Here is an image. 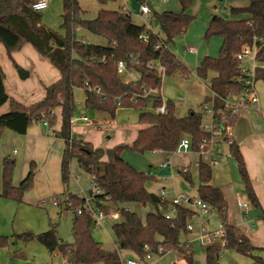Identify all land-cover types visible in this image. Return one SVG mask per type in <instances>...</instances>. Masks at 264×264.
<instances>
[{"label":"trees","instance_id":"16d2710c","mask_svg":"<svg viewBox=\"0 0 264 264\" xmlns=\"http://www.w3.org/2000/svg\"><path fill=\"white\" fill-rule=\"evenodd\" d=\"M35 1L0 0V42L4 44L12 60L13 51L27 43L32 44L59 69L61 77L46 87L45 96L41 100L26 105L7 94L4 85L6 74L0 65V105L9 101L11 106L10 111L0 115V139L5 129L25 134L34 122L42 123L47 120L50 125L55 124V109L61 106V128L53 131V134L65 141L61 160L62 181L68 183L71 162L76 159L79 168L91 175L93 186L100 192L94 193L93 201L72 193L67 194V207L75 210L73 243H64L57 236L53 225L42 233L24 232L15 234V237L24 241L37 239L50 252L57 250L68 255L71 264H122L119 249L129 250L136 255L135 258L141 260L146 259L149 251L156 255L175 251L179 258L185 260V264H195L192 247L182 244L180 239L181 234L188 231L187 224L194 218L195 212L179 205L175 217L167 219L165 211L169 210L171 202L166 199L152 201L151 193L146 188L147 180L155 177L152 170L139 171L122 155L126 149L140 153L161 151L170 154L178 150L184 136L191 138V149L197 151L202 136L206 134L200 112L191 110L185 116H176L173 103L168 102V113L156 114L148 110V99L143 97L151 88H161L162 78L159 77L156 81L149 76V63L152 60L160 59L167 74H190V69L169 48V44L174 37L183 34L192 22L193 17L187 13L192 0H180L183 6L181 12L154 11L148 26L135 23L127 9L104 7L115 0H97L102 7L92 19L85 16L86 11L79 0H63L61 26L65 35L43 23L41 11L33 8ZM231 11L234 14L247 13L249 17L229 19L220 15L213 16L205 37H220V52L218 57H205L196 69L197 75L204 79L211 72L215 73L210 79L214 97L209 101L213 102L217 121H224L230 115L224 110L225 100L244 89L240 72L241 61L237 57L242 47L258 46L256 59L264 64V0H251L249 6L232 8ZM155 25L159 32L151 29ZM79 28L106 39L108 43L96 44L79 39ZM145 35L147 38H144ZM159 44L161 46L157 47ZM120 60H124L128 70L139 73V77L130 81L122 79L117 71ZM15 66L20 68L16 63ZM257 79L264 80L263 66L256 68L255 80ZM75 88H84L87 109L114 114L118 107H134L139 110V121L149 125L138 132L131 145L117 144L107 150L96 148L92 142L85 140L72 129L76 110ZM118 101L120 104H117ZM159 104L161 98L156 96L154 107ZM233 123L235 125L236 120ZM229 150L237 163L248 198L261 209V218L264 221V209L254 191L245 159L235 140L229 144ZM15 165V159L3 158L2 168L0 167V195L21 202L25 192L33 186L35 163H30L27 175L18 186L13 184ZM179 172L193 184L189 168L184 171L182 167ZM199 177L202 183L198 187V197L210 204L219 215L225 229L226 241L224 246L217 243L206 246V264H219L223 248L252 257L257 264H264V247L254 246L239 227L228 222L227 202L222 190L210 183L212 168L209 164L199 165ZM58 197L60 196L57 195L56 198L59 199ZM87 203L105 213L113 210L111 204L115 205L114 209L120 214L112 227L116 250H107L94 239L91 232L94 220L91 213L84 208ZM129 203H154L157 210L148 213L145 220H142L137 212L125 206ZM79 207L83 208L80 213ZM6 243L7 237L0 235V245ZM159 246L163 247L160 253ZM171 264L178 263L175 261Z\"/></svg>","mask_w":264,"mask_h":264},{"label":"crops","instance_id":"0c3cea01","mask_svg":"<svg viewBox=\"0 0 264 264\" xmlns=\"http://www.w3.org/2000/svg\"><path fill=\"white\" fill-rule=\"evenodd\" d=\"M117 1L118 0L109 2L108 4L104 5V7L109 8V9H127L128 11H130L124 4H122V2L119 3V6L117 8L115 7L111 8L112 3L117 2ZM130 1L131 0H129V2ZM140 1L148 2L150 4L151 9H152V14L151 15L142 14L140 11V7H141L140 6L139 10L135 11V16L140 18L142 22L136 21V19H134L133 17L132 19L135 23L139 22L137 24L148 26L150 19H152L153 12L156 10H154L150 0H140ZM158 1L163 3V6L170 4L168 5L169 7L161 11L170 10L174 12H181L183 10V6L180 0H176L177 2L175 0H172L171 3H167V0L165 1L158 0ZM250 1L251 0H192V3L187 9V13L193 17L192 22L190 23V25L188 26V28L185 30L183 34L177 35L176 37H174L173 41L169 44V48L177 55V53L173 50V47H172V45L176 46L179 40V39L177 40V38L180 36L182 38H187V33L193 25L202 27L206 33V30L211 20L213 19V16L215 15H220L223 17H227L229 19L249 17L247 13L246 14L245 13L234 14L231 10L232 8L247 7L249 6ZM79 2L81 4V0H79ZM101 7H102L101 4L98 3L97 8L100 9ZM161 11H157V12H161ZM96 16L97 15H95V17ZM152 28H154V30H157L158 27L157 28L152 27ZM221 45H222V39H221L220 48H221ZM189 47H197V46H193V45L184 46L185 53L195 55L196 68L193 71L190 70V74L188 76H184L180 72H178L177 74L182 84V87H186V85L190 86L189 89L194 87L196 92L199 94L198 97H202L204 100V101L202 100L200 103L206 104V102H208L210 99L214 97V93L210 87V79L213 73H211L206 79L201 78L197 75L196 69L199 66L198 60H197V57L199 54V47H197V50L195 52L190 51L188 49ZM207 56H210V55H207ZM12 57L15 62L7 54L4 44L0 42V65L2 66L6 74V77L4 80L6 92L10 97L17 99L23 104L30 105L34 102L41 100L45 96L46 87L56 82L57 80H59L61 77L59 69L54 64L51 63L49 58L40 54L30 43L23 45L19 50L13 51ZM177 57L180 59L178 55ZM181 61L185 64L183 60ZM247 62L251 63L249 59L247 60ZM15 63L20 68L23 67L24 70L28 72L27 77L25 78L20 77L18 73V68L15 66ZM185 65L189 67L187 64ZM192 75H194L193 79L191 80L192 82H188L187 80L190 79ZM136 76L139 77V73H137ZM28 78L29 79L31 78L30 82H27L28 80L25 81ZM207 79L208 81H206ZM256 83H257V80L255 81V89L259 97V101L257 103L259 107L250 105V106H247L241 109V111L237 115L236 123L234 125L235 135L233 138L239 145V148L243 154L246 167L248 169V173L250 175V178H251V181L254 187V191L257 195V198L260 202L261 207L264 209V110H262L264 108V98L260 97L259 92L256 87ZM80 89L83 90L84 103H85V99H86L85 90L84 88H80ZM150 95L151 96H148L149 98H147L148 99V110L153 111L154 98L157 95V92L153 91ZM160 97L163 98L161 93H160ZM186 100H184V102ZM168 102H172V101H168ZM173 105H174V110L177 109V105H175L174 103ZM261 106H262V109H259ZM119 108L120 107H118L117 110ZM122 108H125V107H122ZM183 108H184V104H182L181 110H183ZM10 109H11V106H10L9 101L0 105V115L10 111ZM117 110L115 111L114 114H110L108 112H104L100 110H90L92 113H95V114L98 113L101 115V117L93 119L95 125H89L84 122V120L81 117L83 115H88L85 112L78 117L74 116L72 119L73 131L77 134H81L85 140L92 142V144L96 148H102L104 150H107L117 144L131 145L133 141L135 140V138L137 137L138 132L141 129L147 127L149 124L141 123L139 121L135 129L122 130L119 127V124L115 117ZM189 110L191 111L192 109H189ZM200 110L201 108L199 107L198 109L194 111L200 112ZM188 111H179V113H176L175 115L185 116L189 113ZM61 112H62L61 106L56 107L55 109L56 122L55 124L51 125V127L46 126L47 131H46V128L44 127L45 125L44 126L42 125L43 123L41 124V122H35L28 128L25 134H18L10 129H5L2 133V137L0 139V167L2 168L3 158L7 154V152L5 151V149L7 148V145L10 148L12 145H14L13 153H18V162H19L18 175L20 174V176L19 177H16L15 175L13 176L14 185L17 186L18 180H20V178H22L23 176L27 175L30 169V163L33 161L32 158L37 159L39 157L42 162V167L41 169H39L38 175L36 177L37 178L36 187L39 183L40 190L38 194H35L36 192L34 193V191L27 192L24 197V200L26 202L33 203V204H42L46 202L48 198L51 199L52 196L55 194L59 195L60 197L67 196L68 194V193H64L62 186L60 184L58 186V183H57L58 176L61 175V160H62L63 150L65 147V141L62 138H58L54 136L53 131L59 130L61 128V124H62ZM200 113L202 114V112ZM202 117H203V114H202ZM212 119L213 118L211 116L210 124H212ZM76 121H82L88 127H92V128H95L97 131H100L102 134L101 136L103 140L100 139L99 144H94L93 143L94 138L92 136L90 137L87 134V131H86L87 129L84 128L83 130H81L80 129L81 127L79 128L78 126L75 125ZM202 125H203V121H202ZM90 130L91 128L89 129V131ZM154 152L159 153L163 157V160H161L158 164L159 172L161 169H163L161 167V164L163 162H167L169 164L168 169L174 168L171 165L172 163H171L170 157H172L176 151L170 154H167L161 151H154ZM191 154L193 158L195 156V159L193 160H194V166L197 168L196 172L198 173V176H199V163L203 162L211 166L212 179L210 183L213 184L214 186L219 187L222 190L224 198L227 202L228 222L232 225L239 227L241 231L243 232V234H245L250 239L251 243L254 246L264 247V221L261 218L262 211L258 207L254 206L253 203L248 198L245 184L238 170L236 161L234 160L229 161L227 158L230 155V153L227 156L221 155L222 158H220L219 161L215 164L213 163V159H214L213 154L200 153V152H192ZM10 155L11 153L8 154V157H10ZM124 156H125V153L123 155V158ZM106 159L107 157L105 156L104 160ZM125 160L127 161V159ZM127 162L130 163L133 167H135V165L132 164L129 160ZM219 163H222L228 166L227 176H225L223 179H219L217 175L213 173V167H214L213 165H217ZM176 166L180 167V164H177ZM137 170L142 171L141 168ZM41 177H43V179H41ZM90 178H91V175H90ZM201 183L202 181L200 180V184ZM146 188L150 192V189L148 188L147 183H146ZM161 188L165 189L164 186H161L159 189V194H160ZM1 189H2V186H0V192H1ZM91 189L93 190V192H95L93 188V183H92ZM58 190L60 192H58ZM89 190L88 192L83 191L82 192L83 195L81 197H86V198L90 197ZM192 196L198 197V189H197V194L196 195L194 194ZM166 200L171 201V199L169 200L168 198H166ZM240 202L249 203L246 211L240 207ZM151 204H152L151 205L152 209L147 211L146 214L150 212H156L157 210L156 205L154 203H151ZM111 205L113 206V210H111V212L117 211L115 210L116 209L115 205L114 204H111ZM136 205H142V204L129 203V204H126L125 206L127 208L132 209L131 207L136 206ZM143 206H146V205H143ZM146 214L144 217L141 218L142 220H145L147 216ZM214 215L217 216L216 213L207 215V219H206L207 228H208V224H210L211 222V218H213ZM197 221L198 219L196 218V221L194 222H197ZM208 229L210 231L219 230L220 222L218 224V228H216L215 230H211V228H208ZM3 232L4 231H0V235H4L7 237V243L4 245H0V264H28V261H27L28 258L32 260L36 258H40L41 260H43L45 259L48 252L51 253L49 249L37 239H33L32 241L28 242L22 239H17L15 237V234L17 233L16 231H14V233H8V231L7 233H3ZM35 234H38V233H35ZM182 234H184V239H183L184 244L187 243L192 247L191 241L188 240L190 236H194V239L199 242V240L196 239L197 238L196 230L195 231L188 230L187 233L184 232ZM37 242L44 245L45 250H43L39 246H36L35 243ZM115 243H116V239H115ZM121 251L129 252L131 254L130 259H133L136 257V255L129 250L119 249L118 251L119 254ZM169 252L171 251H168L166 253H169ZM165 254L163 255L153 254V255L163 257ZM150 259H144V263L150 264L149 262ZM124 260H127V259H122V261ZM203 260L206 264V249H205V254H203ZM175 261L178 264H185V260L182 261V263H180V261H177V260ZM194 261L196 264L195 256H194ZM171 262L169 264H171Z\"/></svg>","mask_w":264,"mask_h":264},{"label":"rangeland","instance_id":"374dc122","mask_svg":"<svg viewBox=\"0 0 264 264\" xmlns=\"http://www.w3.org/2000/svg\"><path fill=\"white\" fill-rule=\"evenodd\" d=\"M150 1L152 3L154 10L156 11H161L163 9H166L167 7H169L168 5H170L167 4L163 6V3H161L158 0H150ZM121 2L131 11L132 17L136 19V21L142 22L140 18L135 16V11L139 10L142 1L131 0L129 2V0H118L117 2L112 3L111 8L113 7L117 8L119 6V3ZM171 2L172 0H167V3H171ZM97 4L98 3L96 0H81V6L84 10H86L85 15L87 18L92 19L91 17L94 18L95 15H97L99 11V9L97 8ZM62 12H63V0H50L48 7L41 11L43 23L46 26L52 28L57 33L61 35H65V30L61 26ZM153 27L157 28L158 26L155 25ZM158 29L159 28H157V30ZM205 34H206L205 30H203L202 27L193 25L187 33V38H182L180 36L177 38V40L178 39L179 40L176 46L172 45L173 50L177 53L180 59L183 60L185 64L189 66L188 68L192 71L196 68V60H195L196 58L195 55L185 53L184 51L185 45H193L199 47V54L197 57L198 64H200V62L207 55H210L211 57L212 56L218 57L219 55L221 39L215 35L205 37ZM77 37L79 39H83L85 42H91L96 44L108 43L106 39L95 36L83 28H79L77 30ZM249 64L250 63L247 61L243 62V65L245 66L247 65L249 66ZM22 69L24 68L22 67ZM177 73L178 72L172 74H166L162 77L161 88H158L157 91L159 96L161 93L165 103H168V101H172L175 105H177V109L174 110L175 114L179 113V111H188L189 109L196 110L200 107L201 108L200 112H202L203 114L202 117L203 125L209 128L211 125L210 119L212 114L207 110H205L204 108L205 104L200 103L203 100V98L198 97L199 94L196 92L194 87H192L193 89L192 88L189 89L190 88L189 85H186V87H182V84L180 82ZM211 73H213L214 75V72ZM120 76L122 77V79L126 81L133 77L127 72H124ZM193 77L194 75H192L190 79H188L187 81L192 82L191 80L193 79ZM31 78L30 79L28 78L25 81L28 80L27 82H30ZM206 81H208V79ZM256 87L260 97L264 98V81L257 79ZM74 99L76 104V110L74 112L75 117L82 115L84 112L88 114L90 118L93 117L92 119L101 117L100 114L92 113L89 109L85 107L84 93L82 89L80 88L74 89ZM184 100L186 101L184 102ZM257 103H248L246 105H243L238 110V113L241 111V109L250 105L259 107ZM182 104H184L183 110H181ZM259 109H262V106ZM262 110H264V108ZM115 117L117 119L119 127L122 130L124 129L132 130L135 129V127H137V123H139V110L134 107H125V108L120 107L117 110ZM75 125L78 126L79 128L81 127L80 128L81 130L86 128L87 134L90 137L92 136L94 138L93 139L94 144H99L100 139L103 140L100 131H97L95 128L88 127L82 121H76ZM44 127L46 128L47 131V127L46 126ZM90 128L91 130L89 131ZM233 132H234V127H233ZM13 149H14V145H12L11 148L8 147L7 145V148L5 149L7 154L5 155V157H8V154L11 153L10 158L15 159L16 162L14 175L16 177H19L20 174L18 175V169H19L18 153H13ZM219 149L221 150L220 152L221 154H218L217 156L219 155L227 156L230 153L229 144L226 141H222ZM124 153H125L124 158L127 159V161L129 160L132 164H134L137 169L141 168L142 171H150V170L153 171L155 177L152 178L150 177L147 180V186L150 189L151 194H157L159 196L160 195L159 189L161 186L165 187L167 191L166 198H168L169 200L172 199L177 193H183L191 197H193L192 195L197 194V189L200 184V179L198 173L196 172L197 168L194 166L193 159H195V156L193 158L191 154L192 152L177 150L173 154V156L170 157L172 163L171 165L174 168L171 169L169 168V172L165 176L159 175L158 164L161 160H163V157L159 153H156L154 151H146L144 153H140L130 149H126ZM227 158L229 161L231 160L235 161L234 157L231 154ZM32 160H33L32 162L35 163V176H34L33 186L29 190H27L25 194L30 191L31 192L34 191V193L36 192L35 194H38L40 190L39 183L36 187V183H37L36 177L38 175L39 169H41L42 167V162L39 157L37 159L32 158ZM175 163L180 164V167L176 166L177 164ZM213 166H214L213 173L216 174L219 179H223L225 176H227L228 173L227 165L219 163ZM182 167H187L191 171L193 177V184H191L179 172V169ZM70 169H71V173L68 183L67 184L64 183L62 181V175H60L58 176V180H57L58 186L59 184L62 186L64 193H72L75 195L79 194L81 197L83 195L82 194L83 191L88 192V190L92 188V181L90 175L81 168H79L76 159L72 160ZM24 177L25 176H23L22 178H20V180H18L17 186ZM41 179H43V177H41ZM58 192L60 191L58 190ZM25 194L23 195L21 202L4 198L0 195V231H4L3 233H7V231L8 233H14V231H16L17 232L16 234L19 233L21 234L24 232H32L35 234V233H42L44 231H47L53 225L56 229L57 236L60 239H62L64 243H68V244L73 243L74 242L73 219L75 216V210L74 208L67 207L66 196L58 197L59 200L61 201L59 205L53 202V198L56 197L57 194L53 195L51 199L48 198L46 202L42 204H33L26 202L24 200ZM151 205H152L151 203H148L146 206L136 205V206H132L131 210L136 211L137 214L142 218L145 216L147 211L152 209ZM161 209L163 210V207H161ZM167 211L171 212V210H166L165 213ZM205 216L206 217H204V219L206 221L207 215ZM217 216L214 215L213 218H211L210 224H208V228H211V230H215L216 228H218L220 219ZM117 220L118 219H113L109 217L107 218L106 222H103L101 225L98 226L93 225L91 228V232L94 239L98 241L100 245L107 250L117 249V245L115 243V236L112 228L113 224ZM194 221H196V218H194ZM185 233H187V231ZM180 239L181 241L184 239V234L181 235ZM188 240L191 241L194 256L196 257V264H205L203 260V254H205L206 246H202L197 240L194 239V236H190ZM182 244H184V240L182 241ZM35 245L45 250L44 245H42L41 243L37 242L35 243ZM55 253H57V251L51 253L48 252L45 259L43 260H41L40 258H36L34 260L28 258L27 259L28 264H52L53 261H61L62 257L65 256V254L58 255ZM120 255L122 259H130L131 257V254L126 251H121ZM160 257L161 256L153 255V257L149 260L150 264H169L171 261L173 262L175 260L180 261V263H182V261H184V259L179 258L178 253L174 251L166 253L163 257L161 258ZM80 264H88V263H80ZM92 264H102V263L97 262ZM219 264H257V263L254 261L252 257L240 255L235 250H228L223 248L221 250L219 257Z\"/></svg>","mask_w":264,"mask_h":264},{"label":"built area","instance_id":"2783aa9c","mask_svg":"<svg viewBox=\"0 0 264 264\" xmlns=\"http://www.w3.org/2000/svg\"><path fill=\"white\" fill-rule=\"evenodd\" d=\"M165 1V0H163ZM50 0H36L33 4V8L37 11H42L46 9L49 5ZM140 11L142 14L145 15H151L152 9L148 2H142ZM149 17V16H148ZM151 20V19H150ZM150 25V21H149ZM153 27V26H152ZM151 29L153 32H159V30H154V28ZM144 38H147L145 35ZM261 41L263 38L260 39ZM264 41V40H263ZM161 44L157 45V47H160ZM190 51L195 52L197 50V47H189ZM258 51V46H243L240 53H238L237 57L241 61L240 64V72L242 74V81H243V87L244 89L233 96H230L225 100L224 104V110L228 112L230 115L226 116L224 121H217L215 120V109L213 106V102L209 101L206 102L204 105L205 110L210 112L212 114V124L209 128L206 126H203V130L206 132L202 136L201 143L199 145V149L197 151H194L191 149V138L189 136H184L179 144L178 150H184V151H192V152H200V153H210L214 155L213 163H217L220 158H222L221 155L217 156L218 154H221V150L219 149L220 143L222 141H226L228 144H231L234 140V120H236V117L238 115V110L248 103H257L259 101L258 94L255 89V74H256V68L257 67H264V64L259 63L256 59V54ZM250 60L251 63L249 66L243 65L244 61ZM149 68L151 72L157 74L159 77H163L167 74L166 67L162 64L160 59L152 60L149 63ZM117 71L121 75L124 72L129 73L131 76H133L131 79L127 80H135L138 77L137 72L134 70H128L126 63L124 60H120L117 64ZM153 91H158V88H151L150 90L146 91L143 97L148 98V96H151L150 94ZM159 96L158 92L157 95ZM155 96V97H156ZM161 98V97H160ZM213 99V98H212ZM117 104H120L118 101ZM169 111V107L167 103L164 102L163 98H161V104L153 108V112L156 114H167ZM86 124L89 125H95L94 120L90 118L88 115H83L81 117ZM43 125L47 127H51L49 122L47 120L42 121ZM203 163V162H202ZM201 163H199L200 165ZM161 167L163 169L168 168L169 164L167 162H163L161 164ZM187 170V167H184V171ZM153 173V171H151ZM160 174V173H159ZM161 175V174H160ZM162 176V175H161ZM165 176V175H163ZM94 191L96 193H99L100 190L97 189L95 186H93ZM94 192V193H95ZM166 190L164 188H161L160 190V199L165 200L166 199ZM87 199H91L90 197H87ZM53 202L55 204L59 203V200L54 197ZM171 207L169 210L171 212L167 211L165 213V216L167 219H173L176 214L177 206L183 205L185 207L190 208L195 212V216L198 221L194 222V220H190L187 224V230L189 231H197V239L199 240L200 244L203 246H208L214 243H217L221 246H224L226 241L224 239L225 236V229L222 226V223L220 221V229L216 231H210L206 226V221L204 219L205 215H211L213 213H216V211L211 207L210 204L205 202L203 199L199 197H191L187 196L183 193H177L172 199H171ZM240 207L244 209L245 211L248 208L247 202H240ZM85 209H87L88 212L91 213L92 218L94 220V225L98 226L101 225L103 222H106L107 218L111 217L113 219H119L120 214L118 211H112L110 213H105L101 210L96 209L91 203H87L84 206ZM83 208L79 207L78 212H82ZM217 214V213H216ZM218 215V214H217ZM219 217V215H218ZM187 247H190L189 244L186 243ZM148 248V247H146ZM163 250L162 246H159V253ZM57 251V250H56ZM55 252V251H54ZM55 254L62 255L59 251ZM153 253L149 251L146 255V259H150L152 257ZM52 264H71L69 260V256L65 255L62 257L61 261H53ZM122 264H145L144 260H141L139 258H133V259H127L122 262Z\"/></svg>","mask_w":264,"mask_h":264},{"label":"water","instance_id":"95a60500","mask_svg":"<svg viewBox=\"0 0 264 264\" xmlns=\"http://www.w3.org/2000/svg\"><path fill=\"white\" fill-rule=\"evenodd\" d=\"M18 73H19V75H20L21 78H25L28 75V72L25 71L22 68H19L18 69ZM149 76L153 77L156 81L159 79V76L157 74L153 73V72H150L149 73ZM234 80H237V79L235 78ZM168 172H169V169L168 168H165V169H161L159 173L161 175H167ZM89 196H90V198L93 201L95 194H94V192H93L92 189L89 190ZM151 200L152 201H159L160 200V196H158L157 194H151Z\"/></svg>","mask_w":264,"mask_h":264}]
</instances>
